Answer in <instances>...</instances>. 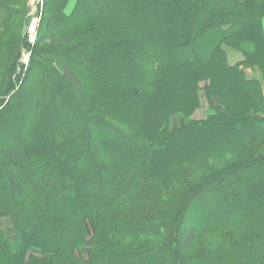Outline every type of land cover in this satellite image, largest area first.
<instances>
[{"label":"trees","instance_id":"obj_1","mask_svg":"<svg viewBox=\"0 0 264 264\" xmlns=\"http://www.w3.org/2000/svg\"><path fill=\"white\" fill-rule=\"evenodd\" d=\"M27 1L0 0V264H264V0H77L67 17L45 0L8 86Z\"/></svg>","mask_w":264,"mask_h":264},{"label":"rangeland","instance_id":"obj_2","mask_svg":"<svg viewBox=\"0 0 264 264\" xmlns=\"http://www.w3.org/2000/svg\"><path fill=\"white\" fill-rule=\"evenodd\" d=\"M76 1L77 0H69L67 2V4L62 7V9L59 11L60 14H62L63 16H69L72 14L75 5H76ZM45 3V0H28L27 3L25 4V11H24V18L21 19L20 23L22 24V36L25 37L26 39V43H27V47L26 48H22L19 53L16 55V58L13 61L12 66L9 68L8 70V86H12L13 83L16 82V77H20L21 80L24 78V74L26 72V70L28 69V67L30 66L31 60H32V50H33V46L37 40V33L39 28L42 26V22L44 20V12H43V5ZM56 6V4H55ZM99 9L103 12H106V14L111 15V12L109 11V8H107V6L105 4H102L99 6ZM264 21V20H263ZM81 41L80 38L75 39L72 41V44H77ZM231 61L233 62L235 59V56H231ZM76 69L80 68V66H75ZM201 93V101H200V107L193 113L192 115V119L194 120H202L204 118L207 117L208 115V104L204 98V93ZM27 113H29V116H24L21 115V119L23 122V125L25 124L26 121H28V119H30V114H31V104L28 105L27 107ZM67 112V111H66ZM68 114V113H67ZM14 115H17V112L14 113ZM175 120V119H174ZM173 120V121H174ZM6 125H11V117H7L5 120ZM68 125L73 127L76 126L75 122L73 121V119L68 121ZM23 128H20V130H22ZM20 136L17 135L16 137H14L12 140L5 142V144H12L15 143L17 141H19ZM42 172H44L43 170H41ZM17 174H19V171H15ZM88 172L91 174V168L88 167ZM2 175L5 178V172L4 169H2ZM92 176V175H91ZM89 180H93L89 179ZM87 184H89L90 186L92 185L91 181H87ZM88 186V185H87ZM94 188V186H93ZM39 191L34 184H32L31 186L27 187V191L31 194V195H35L36 191ZM95 190H97L95 188ZM99 193L101 194V199L104 201L107 199V194L109 191V188L107 187L105 189V191L107 193H105V191L103 192V190H98ZM0 226L3 230V232L5 233V236L8 239H11L14 236V232H13V228L11 226L10 220L9 218H5V219H1L0 220ZM87 247H85L86 249ZM198 248V244H196L194 251ZM203 264H209L208 262H205Z\"/></svg>","mask_w":264,"mask_h":264},{"label":"crops","instance_id":"obj_3","mask_svg":"<svg viewBox=\"0 0 264 264\" xmlns=\"http://www.w3.org/2000/svg\"><path fill=\"white\" fill-rule=\"evenodd\" d=\"M263 26H264V21H263ZM240 59V57L235 56V59L233 62H236ZM246 74L248 75V77H250L251 79H255V80H260V75L258 73L257 70H246ZM5 219V218H4Z\"/></svg>","mask_w":264,"mask_h":264}]
</instances>
